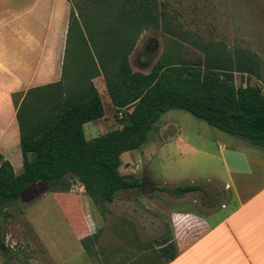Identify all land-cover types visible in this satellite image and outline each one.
<instances>
[{"label": "trees", "instance_id": "obj_1", "mask_svg": "<svg viewBox=\"0 0 264 264\" xmlns=\"http://www.w3.org/2000/svg\"><path fill=\"white\" fill-rule=\"evenodd\" d=\"M76 2H71L60 80L11 95L22 172L17 175L8 161L1 162L0 216L5 218L3 212L30 186L65 176L77 180L95 204L112 203L119 191L138 189L137 178L120 173L121 155L141 148L168 111H184L264 150L262 90L237 86L234 79L240 73L261 80L255 55L205 45L200 49L203 55L182 58L179 28L172 27L167 5L160 0ZM149 29L161 32L168 42L148 73L134 72L129 57ZM99 76L115 111L131 110L120 128L87 141L83 126L105 114L93 84ZM202 190L184 185L167 192L180 197ZM91 241L84 239L82 244L88 249ZM150 243L157 244L158 251L144 255L139 264H167L177 256L173 238ZM4 244L0 225L3 258L9 257Z\"/></svg>", "mask_w": 264, "mask_h": 264}, {"label": "rangeland", "instance_id": "obj_2", "mask_svg": "<svg viewBox=\"0 0 264 264\" xmlns=\"http://www.w3.org/2000/svg\"><path fill=\"white\" fill-rule=\"evenodd\" d=\"M76 1L78 0H71L73 4ZM160 1L167 5L172 27L179 28L183 45L182 58L191 60L203 55L200 49L205 45L229 51L239 49L255 55L258 59V71L262 75L261 80L249 74L235 73V84L257 86L264 95V0ZM167 39L154 29L143 32L129 57L132 70L148 73L161 57ZM96 87L105 114L99 121L83 126L87 141L120 128L126 113L130 112L124 110L119 114L115 111L103 79L97 81ZM171 125L180 128L179 136L185 141L211 143L212 131H215L205 122L184 111H168L154 125L141 148L121 155L120 173L132 175L143 184L138 189L119 191L112 203L95 204L90 198L84 202L87 210L85 221L90 227L92 225L96 238L93 243H87L89 253L82 246L92 264H104L101 252L118 251L119 247H127L129 253L140 247L144 248L143 255L146 258L158 251L157 244L148 245L154 239L174 238L177 232H188L193 237L199 232L198 229L179 228L185 220L175 217L174 214H209L226 203L229 194L215 181L201 185L202 191L186 193L180 197L167 192L189 184L194 177L199 182H206L203 180L214 166L213 163L206 164L198 159L197 164L191 166L194 160L189 155L185 158H174ZM166 142L169 144L164 145ZM221 182L226 181L221 178ZM80 188L81 184L69 176L30 186L18 202L3 212L7 216H0V225L5 234L4 245L10 257L3 258L0 253V264H44L48 252L54 264H90L76 238L78 226L74 220L66 217L61 205L72 206V197L53 195L68 192L77 195ZM120 235L127 236L126 245L120 244L119 239L114 238ZM101 237L104 238L99 242ZM153 264H158V261Z\"/></svg>", "mask_w": 264, "mask_h": 264}, {"label": "crops", "instance_id": "obj_3", "mask_svg": "<svg viewBox=\"0 0 264 264\" xmlns=\"http://www.w3.org/2000/svg\"><path fill=\"white\" fill-rule=\"evenodd\" d=\"M72 8L69 0H0V164L8 161L15 174L22 171V155L11 95L60 80ZM100 79L102 76L93 79L95 87ZM214 130L211 143L185 141L179 136L180 128L171 125L174 158L189 155L194 160L191 166L197 164L196 159L214 164L203 180L206 182L194 177L187 185L201 187L215 181L229 197L221 208L209 214H174L185 220L179 228H197L199 232L193 237L188 232H177L173 238L177 256L167 264H264V150ZM70 194L53 195L72 197V206L61 204L63 212L77 224V241L92 264L87 255L89 247L85 253L82 246V240L90 238L88 243H93L96 238L92 225L85 221L84 202L89 197L82 186L77 195ZM217 215L221 216L213 219ZM114 238L120 244L128 243L126 235ZM143 249L129 253L127 247H119L118 251L101 252V258L104 264H139ZM46 259L44 264H54L49 252Z\"/></svg>", "mask_w": 264, "mask_h": 264}, {"label": "built area", "instance_id": "obj_4", "mask_svg": "<svg viewBox=\"0 0 264 264\" xmlns=\"http://www.w3.org/2000/svg\"><path fill=\"white\" fill-rule=\"evenodd\" d=\"M119 114H121V113H119Z\"/></svg>", "mask_w": 264, "mask_h": 264}]
</instances>
